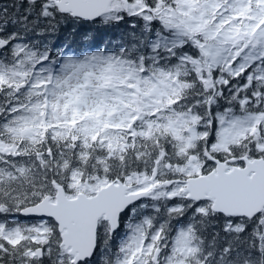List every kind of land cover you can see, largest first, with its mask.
Listing matches in <instances>:
<instances>
[{"label": "snow or ice", "instance_id": "snow-or-ice-1", "mask_svg": "<svg viewBox=\"0 0 264 264\" xmlns=\"http://www.w3.org/2000/svg\"><path fill=\"white\" fill-rule=\"evenodd\" d=\"M0 264H264V0H0Z\"/></svg>", "mask_w": 264, "mask_h": 264}]
</instances>
